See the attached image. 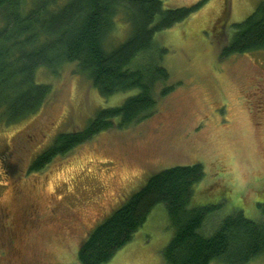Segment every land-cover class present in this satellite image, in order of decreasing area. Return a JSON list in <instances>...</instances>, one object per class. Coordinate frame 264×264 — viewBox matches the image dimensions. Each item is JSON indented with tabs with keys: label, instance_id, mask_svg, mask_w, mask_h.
<instances>
[{
	"label": "rangeland",
	"instance_id": "rangeland-1",
	"mask_svg": "<svg viewBox=\"0 0 264 264\" xmlns=\"http://www.w3.org/2000/svg\"><path fill=\"white\" fill-rule=\"evenodd\" d=\"M199 1L188 18L153 36L155 51L165 49L157 61L174 88L157 100L147 121L104 132L29 174L34 155L57 134L85 128L100 109L119 106L135 92L102 98L74 65H66L57 75L38 74L52 89L40 113L0 123V264H80L78 244L152 173L178 165L200 163L204 169L191 206H211L219 218L238 210L247 218L259 216L264 50L227 59L220 52L232 24L264 0H161V5L171 9ZM129 32L125 15L118 13L106 45L124 42ZM172 234L165 206L158 204L105 264H165L161 251ZM247 264H264V255Z\"/></svg>",
	"mask_w": 264,
	"mask_h": 264
},
{
	"label": "trees",
	"instance_id": "trees-1",
	"mask_svg": "<svg viewBox=\"0 0 264 264\" xmlns=\"http://www.w3.org/2000/svg\"><path fill=\"white\" fill-rule=\"evenodd\" d=\"M202 2L163 9L161 0H0V123L40 113L52 89L38 74L57 75L66 65H74L102 98L135 91L121 105L100 109L85 128L57 134L34 155L27 172L42 171L104 132L153 117L157 100L174 88L157 61L165 49L155 51L153 36L188 18ZM118 13L125 15L130 32L124 42L107 46ZM232 28L220 59L264 50V1ZM203 176L200 163L152 173L78 244V262L107 263L158 204L165 206L173 228L161 251L165 264H247L263 256L264 203L258 204L257 218L241 210L219 218L211 206H191Z\"/></svg>",
	"mask_w": 264,
	"mask_h": 264
}]
</instances>
